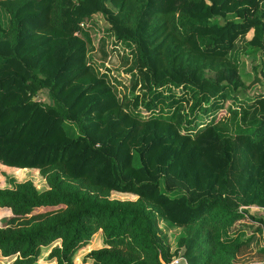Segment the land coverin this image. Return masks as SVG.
<instances>
[{
  "label": "trees",
  "instance_id": "trees-1",
  "mask_svg": "<svg viewBox=\"0 0 264 264\" xmlns=\"http://www.w3.org/2000/svg\"><path fill=\"white\" fill-rule=\"evenodd\" d=\"M0 4L8 13L7 27L0 24V162L39 169L47 184L11 180L12 188H0V206L12 213L0 226V254L35 264L41 247L59 241L48 258L74 264L100 232L103 245L85 255L88 264H161L160 256L170 263L176 254L188 264H232L251 239L241 225L224 238L244 217L230 196L239 152L244 184L264 205V94L250 101L231 94L264 49V0ZM93 24L134 44L131 87L147 94L142 113L88 62L81 34ZM250 31L245 52L231 61ZM42 90L51 103L38 99ZM166 99L176 105L170 112ZM228 110L232 126L221 122ZM65 121L80 134L69 136ZM39 208L46 209L33 213ZM162 220L195 231L172 250Z\"/></svg>",
  "mask_w": 264,
  "mask_h": 264
},
{
  "label": "rangeland",
  "instance_id": "rangeland-1",
  "mask_svg": "<svg viewBox=\"0 0 264 264\" xmlns=\"http://www.w3.org/2000/svg\"><path fill=\"white\" fill-rule=\"evenodd\" d=\"M110 5V4H109ZM116 10V9H115ZM230 16V15H229ZM217 21V18L214 20ZM0 24L4 27L8 25V13L0 4ZM90 31L82 32V36L88 40L87 60L92 65L93 70L98 73H104L108 76L110 83L116 96L121 102L130 99L129 110L132 112L142 113L144 110V101L147 94L143 88L137 87L132 89V73L135 72V48L133 43L119 41L113 34L105 33L98 24H93ZM252 31L247 35L237 39L234 48L229 53V59L236 63L239 54L245 52L243 45L250 39ZM251 67L245 66L243 70L249 71L248 76L242 78L244 86L236 90H232L231 94L236 95L238 99L251 100L257 94H264V49L256 52ZM210 74V73H209ZM41 101L51 103V99L45 90L39 92L38 96ZM235 102L231 106H235ZM164 111L170 112L176 105L171 103V99H166L161 104ZM235 114L229 113L224 116L221 121L232 126L235 121ZM64 128L71 137L80 134L76 124L65 121ZM227 128V127H226ZM238 159L235 163L234 177L232 178V186L230 196L232 202L238 211H244V217L234 221L226 230L224 238L235 236L236 229L242 226L243 238H251L245 246H240L235 250L231 259L232 264H264V205L255 200L253 196V187L251 184H244L245 175L241 173L244 167V159ZM11 180L22 182L31 180L38 190L47 188L44 176L39 169L28 168L25 170L4 165L0 162V188H12ZM112 198L117 199H135L136 196L131 193L118 191L111 192ZM264 198V196H263ZM264 200V199H263ZM46 208L35 209L44 211ZM12 217L10 209L0 206V226L6 225ZM159 227L167 234V240L172 250L177 248V243L182 236H191L196 226L184 227L177 226L170 222L160 223ZM102 233H95L89 242L81 247L75 254L74 264H88L85 262V255L92 249L100 248L103 245ZM59 241L54 242L50 246L41 247L38 260L35 264H55L48 258V252L51 247L58 245ZM179 257L178 254L172 257V261ZM181 257V256H180ZM182 258V257H181ZM12 257H4L0 254V264H10ZM171 261V262H172ZM170 264V263H168ZM180 264H188L184 258Z\"/></svg>",
  "mask_w": 264,
  "mask_h": 264
},
{
  "label": "built area",
  "instance_id": "built-area-1",
  "mask_svg": "<svg viewBox=\"0 0 264 264\" xmlns=\"http://www.w3.org/2000/svg\"><path fill=\"white\" fill-rule=\"evenodd\" d=\"M81 25L83 26V24L81 23ZM39 99V98H38ZM41 100V99H39ZM43 101V100H42ZM44 102V101H43ZM47 103V102H46ZM182 262V258L179 256L177 258H175L172 262H170V264H180Z\"/></svg>",
  "mask_w": 264,
  "mask_h": 264
},
{
  "label": "water",
  "instance_id": "water-1",
  "mask_svg": "<svg viewBox=\"0 0 264 264\" xmlns=\"http://www.w3.org/2000/svg\"><path fill=\"white\" fill-rule=\"evenodd\" d=\"M160 261H161V264H168L161 258V256H160Z\"/></svg>",
  "mask_w": 264,
  "mask_h": 264
},
{
  "label": "crops",
  "instance_id": "crops-1",
  "mask_svg": "<svg viewBox=\"0 0 264 264\" xmlns=\"http://www.w3.org/2000/svg\"><path fill=\"white\" fill-rule=\"evenodd\" d=\"M161 223H164V221L162 220Z\"/></svg>",
  "mask_w": 264,
  "mask_h": 264
}]
</instances>
